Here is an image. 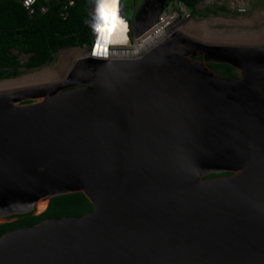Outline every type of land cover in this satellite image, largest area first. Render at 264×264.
Segmentation results:
<instances>
[{
    "label": "water",
    "instance_id": "water-1",
    "mask_svg": "<svg viewBox=\"0 0 264 264\" xmlns=\"http://www.w3.org/2000/svg\"><path fill=\"white\" fill-rule=\"evenodd\" d=\"M106 2L70 82L0 92V218L75 192L94 209L5 233L0 264H264V44L181 34L105 60Z\"/></svg>",
    "mask_w": 264,
    "mask_h": 264
},
{
    "label": "trees",
    "instance_id": "trees-1",
    "mask_svg": "<svg viewBox=\"0 0 264 264\" xmlns=\"http://www.w3.org/2000/svg\"><path fill=\"white\" fill-rule=\"evenodd\" d=\"M172 0H166L168 6ZM202 0H180L187 8L197 11ZM48 4L43 13L40 8ZM62 2L39 0L36 11L30 15L18 0H0V80L16 77L29 70L53 61L63 48L87 45L92 48L95 0H76L66 18L61 14ZM198 10L206 16L210 10ZM28 54L27 60L20 58ZM222 75L236 76L237 69L229 63H210ZM94 209V204L83 192L55 196L49 206L39 214L34 212L17 214L14 219L0 223V237L5 233L26 226L35 225L49 218L66 216L81 217ZM11 218V217H9Z\"/></svg>",
    "mask_w": 264,
    "mask_h": 264
},
{
    "label": "rangeland",
    "instance_id": "rangeland-1",
    "mask_svg": "<svg viewBox=\"0 0 264 264\" xmlns=\"http://www.w3.org/2000/svg\"><path fill=\"white\" fill-rule=\"evenodd\" d=\"M98 1L99 0H95V9L97 8ZM144 2L145 0H122L121 2L123 15L125 16L126 13L127 18L126 16L125 18L131 20V36L133 39L135 38L134 41L139 39L142 34L141 33L136 37L135 25L137 14ZM171 2L172 3L166 8L165 13H163L165 15L161 23L165 24L170 22V24L167 25V31H171L178 25L182 28V32L185 35L200 42L213 45L258 46L264 44V0H202L197 5V11L205 8L215 9L218 7H225L217 12L210 10L206 16L189 8L186 9L185 6L181 4L180 0H172ZM165 7L164 4L163 9ZM149 12L150 11L146 12V16H149ZM95 16L94 10V18L92 20L94 28L97 24ZM120 20L123 22V19ZM204 21L208 24V30H202L195 27L194 24ZM123 24L125 26L124 32L123 29H120L121 25L116 28L117 31L113 27L109 28L111 31V28H113V33H115L112 34V36L116 37V39L117 37L122 36V33H125V36L127 37V24L124 22ZM90 50L91 47L87 45L63 48L55 55L53 61L37 68L29 70L23 69V73L19 76L1 79L0 82L6 80H20L28 75L35 73L41 74L47 69L54 71L55 75H44L43 78L25 83L24 85L19 84L4 87L0 89V92L38 87L53 83H63V78L69 74L75 63L80 57H86ZM142 54H144V52L141 53V55ZM20 58L25 61L28 58V54H21ZM14 218L15 217L0 218V222Z\"/></svg>",
    "mask_w": 264,
    "mask_h": 264
},
{
    "label": "bare ground",
    "instance_id": "bare-ground-1",
    "mask_svg": "<svg viewBox=\"0 0 264 264\" xmlns=\"http://www.w3.org/2000/svg\"><path fill=\"white\" fill-rule=\"evenodd\" d=\"M117 2H118V0H117ZM117 2L112 3L111 0H108L103 5V7H104L103 9H104V12H106L108 18L110 19L109 20L110 21L109 22V28L113 27L116 30V28L118 26L120 27V25H121L120 29H123V32H124L125 26H124L122 20H120L116 17V11H115L116 9H114V8H116ZM162 2H163V0H149L148 1V3L146 4L147 8L142 12L141 17H139V20H138V31H142V33H143L146 29L150 28V27H145V26H147L154 19V17L156 15L157 11L159 10V7L161 6ZM163 6H164V4H163ZM163 6H162V8H163ZM147 11H150L149 16H146ZM161 11H162V9L160 10V12ZM168 24H170V22H167L166 24H164L156 32H154V30H153L152 32L146 33L145 35H142L140 33L141 34L140 38L137 39L136 41H134V43H132V44L124 43L125 40L127 39V37L125 36V33H122V36H119L122 39V41L119 37H117V39H116V37H114L112 35L107 40V37L104 36L103 34H101V39L103 36V39H105V42H103V43H104V45H107V48H108V50H107L108 56L103 57V59L106 60V59H110V58L116 59V58H123V57H128V56H130V57H132V56H134V57L143 56V55L147 54L148 52H150L151 50H153L154 48L158 47L165 40H168L170 37H172V35H179V36L181 34L185 35L182 32V28L178 25L175 26L171 31H167V25ZM194 25L196 28H200L202 30H208V24L205 21L196 23ZM113 28H111L112 31L110 30L112 32V34L115 33V32L113 33ZM200 29H198V30H200ZM185 36H187V35H185ZM122 43L127 44V45L122 47L121 46ZM195 50L199 51L200 49L195 48ZM143 52H144V54L141 55V53H143ZM211 56L214 58H222L215 51L212 52ZM80 59H81V57H80ZM71 71H72V69L70 70L69 74H67L63 78L64 79V81H62L63 83H53V84L65 85L66 83L70 82L71 81V77H70ZM44 75L53 76V75H55V72L50 70V69H47L44 72H42L41 74L35 73L32 75L25 76L20 80H13V81H7L6 80L3 82H0V89L4 88V87L19 85V84L24 85L25 83L33 82V81L38 80L39 78H43ZM46 78H47V76H46ZM18 90H21V92H19V95L24 94V93H22V91H24V90H22V89H18ZM47 204H48L47 200H43V201L38 202L36 211L40 212L42 210H45V208L47 207Z\"/></svg>",
    "mask_w": 264,
    "mask_h": 264
},
{
    "label": "built area",
    "instance_id": "built-area-1",
    "mask_svg": "<svg viewBox=\"0 0 264 264\" xmlns=\"http://www.w3.org/2000/svg\"><path fill=\"white\" fill-rule=\"evenodd\" d=\"M21 2V4L27 9L28 13L30 15L34 14L36 11V4L39 0H18ZM45 2H49L50 0H44ZM60 2H62V6H61V14L64 18H66L70 12V9L72 6L75 5V1L76 0H58ZM171 4V3H170ZM169 4V5H170ZM168 5V6H169ZM166 6L159 14L158 16V20L148 29H146L142 35H145L146 33H150L154 30V32H156L158 29H160V27H162L164 24H161L163 19H164V15L163 13H165L166 8L168 7ZM186 9H188L185 6ZM49 9L48 4H43L40 8V11L45 13L47 10ZM179 10V9H178ZM181 13V12H180ZM166 24V23H165Z\"/></svg>",
    "mask_w": 264,
    "mask_h": 264
},
{
    "label": "flooded vegetation",
    "instance_id": "flooded-vegetation-1",
    "mask_svg": "<svg viewBox=\"0 0 264 264\" xmlns=\"http://www.w3.org/2000/svg\"><path fill=\"white\" fill-rule=\"evenodd\" d=\"M127 14L125 13V16H126ZM126 18H127V16H126ZM130 20V19H129ZM131 21V20H130ZM237 72V74H236V76H231V77H239L240 76V72L237 70L236 71ZM218 74L219 75H221V76H224V75H222V74H220L219 72H218ZM228 76H230V75H225L224 77H228ZM229 173H231V172H224V173H213V174H211V176H217V175H221V174H229Z\"/></svg>",
    "mask_w": 264,
    "mask_h": 264
},
{
    "label": "snow or ice",
    "instance_id": "snow-or-ice-1",
    "mask_svg": "<svg viewBox=\"0 0 264 264\" xmlns=\"http://www.w3.org/2000/svg\"><path fill=\"white\" fill-rule=\"evenodd\" d=\"M104 2H106V0H101V3H104ZM111 2H112V3H116L117 0H111Z\"/></svg>",
    "mask_w": 264,
    "mask_h": 264
},
{
    "label": "crops",
    "instance_id": "crops-1",
    "mask_svg": "<svg viewBox=\"0 0 264 264\" xmlns=\"http://www.w3.org/2000/svg\"><path fill=\"white\" fill-rule=\"evenodd\" d=\"M93 29H94V27H93Z\"/></svg>",
    "mask_w": 264,
    "mask_h": 264
}]
</instances>
